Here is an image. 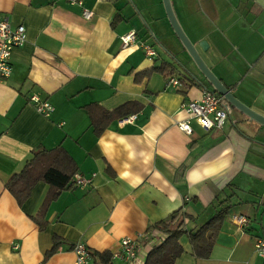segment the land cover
I'll return each instance as SVG.
<instances>
[{
    "label": "crops",
    "instance_id": "0c3cea01",
    "mask_svg": "<svg viewBox=\"0 0 264 264\" xmlns=\"http://www.w3.org/2000/svg\"><path fill=\"white\" fill-rule=\"evenodd\" d=\"M82 1L0 0V14L26 31L11 51L10 76L0 80V264H74L76 243L96 264L123 238L144 235L135 263L142 264L146 237L159 238L146 234L150 226L181 209L187 228L198 227L226 200L230 210L209 257L195 259L182 237L174 264H264L254 252L264 229V126L230 105L221 129L204 132L189 120L183 106L211 87L174 35L162 0ZM170 1L210 71L264 116V0ZM129 31L136 41L123 48L120 36ZM171 78L178 83L168 85ZM32 95L52 106L49 116L37 113ZM126 103L134 110L99 123L96 134L91 117ZM185 120L190 135L176 127ZM55 148L75 173L94 174L91 185L45 203L50 187L38 181L18 204L5 184L32 152ZM237 214L250 219L242 230L231 221Z\"/></svg>",
    "mask_w": 264,
    "mask_h": 264
},
{
    "label": "trees",
    "instance_id": "16d2710c",
    "mask_svg": "<svg viewBox=\"0 0 264 264\" xmlns=\"http://www.w3.org/2000/svg\"><path fill=\"white\" fill-rule=\"evenodd\" d=\"M131 103H126L112 112H102L103 118L99 116L92 119L91 125H95V133L99 134L102 126L99 123L107 122L111 117H122L134 109ZM90 106L87 110L90 115ZM75 173L71 160L61 148L52 150L40 149L32 152L28 160L24 162L22 169L14 174L5 184L9 194L21 204L28 196L31 187L38 181L49 185L50 191L46 196L45 203L55 199L62 191L71 188L72 176ZM226 201L217 204V210L206 221L198 227L187 228L184 224L186 214L181 209L170 214L166 219L159 221L147 229V233L156 231L161 239L151 246L146 254L144 264H174L175 260L183 253L181 238L188 241L191 255L195 259H206L215 244L219 230L227 218L230 205ZM41 213H38V217ZM36 221V220H35ZM38 225L40 223L36 221ZM57 248V242L53 245L45 257H49ZM99 261L96 264H112L111 255L108 253L98 254Z\"/></svg>",
    "mask_w": 264,
    "mask_h": 264
},
{
    "label": "built area",
    "instance_id": "2783aa9c",
    "mask_svg": "<svg viewBox=\"0 0 264 264\" xmlns=\"http://www.w3.org/2000/svg\"><path fill=\"white\" fill-rule=\"evenodd\" d=\"M69 6L82 7V0H62ZM93 13L89 10L82 8V17L86 20L91 19ZM26 39V31L24 26L18 25L14 28L11 27L9 19L0 14V80L7 79L11 74L10 57L11 51L15 47H20L24 44ZM121 46L127 48L128 46L135 43V32L129 31L120 36ZM145 55L152 57L155 55L154 50L145 44H140ZM178 82L175 79H168V85H176ZM30 102L33 104L37 113L47 117L52 112V106L45 100H41L38 96L32 95ZM184 109L188 115L189 120H194L197 125L204 131L208 132L212 129H221L228 116V106L223 100L222 96L211 92L210 90L203 88L202 95L198 100H190L184 106ZM134 116L128 117L124 122H131ZM189 120L178 122L176 127L178 130L186 135H190L192 130L189 124ZM94 174L85 178L78 173H74L72 176V183L74 186L84 189L91 185ZM232 223L240 230L246 228L250 219L247 216L237 214L231 216ZM153 233V232H152ZM147 236L152 245L156 244L159 238L155 239L153 234ZM143 236L138 235L135 238L125 237L120 241L119 249L111 254V260L121 262V264H135L137 260V248L138 238ZM72 252L74 253L75 259L74 264H94L92 260V252L82 243H76ZM254 252L256 255L264 259V229L260 236L254 240ZM144 264V262H142Z\"/></svg>",
    "mask_w": 264,
    "mask_h": 264
},
{
    "label": "water",
    "instance_id": "95a60500",
    "mask_svg": "<svg viewBox=\"0 0 264 264\" xmlns=\"http://www.w3.org/2000/svg\"><path fill=\"white\" fill-rule=\"evenodd\" d=\"M162 5L167 21L169 22L174 35L181 43L182 47L184 48V50L192 60L197 70L210 85L211 92L222 96L223 100L227 105H230L231 107L235 108L250 120L264 126V116L257 114L256 112L252 111L250 108L242 104L239 100H237L232 94V92L225 85H223L217 79V77L210 71V69L206 66V64L204 63V61L201 59L198 52L196 51L195 47L193 46V44L190 42V40L187 38L184 31L182 30L173 12L171 1L162 0ZM190 77L195 83L198 84V80L196 77L192 75Z\"/></svg>",
    "mask_w": 264,
    "mask_h": 264
}]
</instances>
